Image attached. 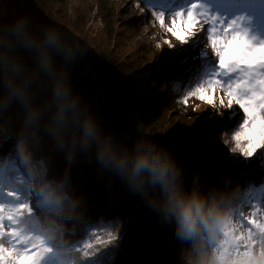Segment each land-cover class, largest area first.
<instances>
[{"label": "trees", "instance_id": "obj_1", "mask_svg": "<svg viewBox=\"0 0 264 264\" xmlns=\"http://www.w3.org/2000/svg\"><path fill=\"white\" fill-rule=\"evenodd\" d=\"M2 1L4 11L0 15V97L4 89V57L6 56L9 73H16L18 78L23 79L32 104L39 109V116L30 118L28 108L21 102L25 113L23 115L18 113L20 111L16 105L18 101L12 103L14 107L10 106V111L17 112L11 115L7 127H4L8 134L5 136L7 143L0 152V185L5 191L18 194L13 199H6L10 206L28 205L18 213V229L32 240L42 241L50 250L46 253L44 264H89L85 253L91 255L92 252L84 248V243L89 240L93 244L97 243L93 235L94 231L99 233L101 240H107L110 232L118 237L114 245H109L114 251L106 258V264H155V262L233 264L237 261L240 257L235 251L231 252V259L221 258L225 240L224 230L233 229L235 225L240 224V212L245 217L254 211L257 216L264 215V191H262L264 190V150L252 162L244 165L239 161L227 159V150L234 147L235 142L232 140L231 128L223 129L221 125L217 128V135L222 157L212 163L206 164L204 161L202 164L203 159H195L197 156L193 158L187 156L186 162L182 161L180 148L169 147L167 142H160L167 146L175 157L181 172L185 196H195L203 199L208 206L215 205L231 213V215H221L220 212H216L217 220L211 225V232L201 229L191 235L180 234L175 214H156L157 207L146 199L141 191L132 188L113 168L105 166L98 158L99 145L104 140L110 139L114 146L121 149L132 148L137 141L147 143L154 129L153 124L160 116V111H155L157 102L161 100L162 107L171 104L181 109L183 95L203 80V72L217 68L211 52L202 47L199 58L186 60L189 51L187 48H182L163 56L161 66L150 67L154 69L152 73L156 85L162 84L163 89L166 86L168 90L163 96L161 91L151 87L150 89H144L143 86L113 87L108 83L107 76L102 70L104 67L102 63L88 60H93L94 57L83 41L72 39L68 42H59V48L46 46L48 32L45 31L47 26L45 19L48 18L53 4L57 2L61 4L62 0H32L33 2L29 4H23L20 0ZM130 1V7L148 9L151 16L147 15V18H151L153 24H159L151 9L163 10L170 14L187 0ZM241 1L204 0L216 11L238 6ZM243 1L246 5H251L250 12L253 13V18L263 22L264 0ZM32 3L35 5L40 3L44 8L40 11L33 7ZM105 10L107 11L104 20L109 26L110 8ZM21 14L24 15L27 31L35 37L37 46L16 45L14 50L6 52L7 46L11 43L8 40V28ZM166 23L170 24V20ZM48 28L47 30L50 31ZM45 50L52 56V68L48 70L40 64V53ZM78 60H82L88 70L79 68ZM117 67L110 64L104 68L107 69L109 76H114L116 72L124 77L128 74V72H119L123 68L117 70ZM117 81H120V78H117ZM58 89L59 95H57ZM53 101L56 102L55 105ZM95 104L96 115L92 113V105ZM2 107L5 109V106ZM2 107L0 111L6 112ZM217 110V113H226L225 117L228 116V111L220 108L219 104ZM241 116L242 110H238L236 116L232 117L233 122L240 120ZM89 121L95 124L99 131L98 136H81V132L85 134V129L76 128L77 123L82 124L83 127V124ZM160 131H152V133ZM74 134L78 138H85L86 147L96 152L93 157L87 154L93 160L89 161L94 164L93 166L82 169L78 161L71 158L72 155L68 153L69 149L74 148L71 144L74 138L63 136ZM62 138L69 139L67 144H71L68 145L71 148L60 150L54 147L55 142L65 144ZM92 138L98 140L97 146ZM222 139L228 140L227 147L222 143ZM257 139L258 142H264V138L257 137ZM87 155L80 157L87 160ZM22 162L24 166L21 165ZM89 162L83 166L89 165ZM251 167L252 169L248 170ZM187 172L189 176L193 174L191 179L188 178ZM226 178L227 180H224ZM51 179H57L66 189L63 207L46 203L43 199L41 189L48 185ZM73 179H78L80 184L73 185ZM212 182L215 184L213 187ZM35 190L40 192V205L37 209L32 207L30 200ZM87 202H90L93 208L90 210L85 208L84 217H78L83 213L81 208ZM147 211H150V215L153 213V216H147ZM138 215L143 216L136 221V225L138 222L143 223L142 229L147 230L149 254L146 255L144 249L141 250L135 245L137 234L131 232ZM40 217L52 224L49 231V226L46 229L49 234L57 229L64 232L62 246L59 249L54 250L52 239L42 232ZM130 227L133 229L129 230ZM217 227L221 231H217ZM154 231H161L160 235L156 236L153 234ZM240 231L241 229L235 228L233 234L238 235ZM161 235L169 238H166L167 244L160 240ZM128 240L132 243L130 246L126 245ZM189 240L196 246L190 251L183 250L182 258H178L176 253H181L183 246L189 245L186 243ZM122 243L125 244L120 246ZM164 244L166 248L175 250L173 258L176 259L165 257L164 251L159 249L164 247ZM244 251L245 249H240L241 253ZM252 251L259 257L261 252L259 246L254 247Z\"/></svg>", "mask_w": 264, "mask_h": 264}, {"label": "rangeland", "instance_id": "obj_2", "mask_svg": "<svg viewBox=\"0 0 264 264\" xmlns=\"http://www.w3.org/2000/svg\"><path fill=\"white\" fill-rule=\"evenodd\" d=\"M23 4H29L33 2L32 0H20ZM61 4L54 3L52 9L49 11V16L46 21L45 31L49 32L47 28H50V31L56 33L58 36L59 42H68L73 40H81L84 44L88 45L89 53L92 54V59H88L90 61H95V63H99L105 67L106 65L112 64V66H118L117 70L120 69L119 72H128V74L124 77L122 74L117 73L114 76H109L107 73V69L102 67L103 72L107 76L108 83L113 87H129L135 86H143L144 89L156 88L158 91H161L162 96L167 94L168 92L163 89L162 84L160 86L156 85V79L152 71L154 69L150 67H158L161 66V59L163 56L170 54L172 51H177L182 49L179 46V41H177L170 33H167L164 28L160 27L159 24L152 23L151 13L146 8H138V7H130V0H62ZM191 0H187L180 7H186ZM33 4V3H32ZM48 4H50L48 2ZM207 4V3H206ZM33 4V7L38 8L40 11L44 8V6L39 4ZM51 5V4H50ZM208 5V4H207ZM238 6L229 7L222 9L221 11H216L210 5V10L216 13H219L222 16H227L229 19L234 17H244L243 25L250 30V34L257 38V40H264V21L258 22L255 18H253V13H251V5H246V3L242 0L237 4ZM32 7V8H33ZM179 7V8H180ZM110 8V16L108 18L109 26L106 24L104 20V15H106L105 9L109 10ZM49 9V7H48ZM4 11L3 1L0 0V15ZM31 11V9H29ZM147 15L149 16L147 18ZM47 17V15H46ZM167 20H170L166 18ZM48 22V24H47ZM263 25L262 27H259ZM199 27V26H198ZM48 28V29H49ZM263 28V29H260ZM68 38V40H66ZM165 40H171L173 44L177 45L176 49H170L167 44H165ZM72 43V42H71ZM159 45V47H157ZM80 47V46H79ZM203 46H201L202 48ZM184 48H187L185 46ZM210 52V50L206 49ZM201 56V54H197L194 59H197ZM206 57V56H204ZM1 58V57H0ZM186 60H189V55ZM192 59V60H194ZM1 60V59H0ZM79 68H85V64L82 60H78L77 63ZM88 70V68H85ZM116 70V69H115ZM217 71V68L207 69L203 72V79L207 76L213 75ZM103 72L100 73L103 75ZM117 78H120V81H117ZM226 78H231L230 75L226 76ZM102 79V77H101ZM107 83V82H106ZM107 83V84H108ZM140 87V88H141ZM163 89V90H162ZM224 95L217 90L216 99L219 100L220 96ZM3 95L0 97V101H2ZM225 102H227L228 97L224 95ZM51 100V99H49ZM55 105L56 102L53 101ZM52 104V106H53ZM97 104V103H96ZM95 105H92V113L96 115ZM161 100L157 102L155 106V111H160V116L155 120L154 129L152 131L161 130L160 132L152 133L149 141L156 140L157 142H167V146L173 147L176 146L181 149V155L183 156V160L186 162V157L194 156L196 158H201L202 164L212 163L217 159L221 158V144L217 135V128L220 127V123L216 121V117L219 114L217 113L218 103L216 108H210L206 103L196 99L190 98L187 106L184 104L182 108H177L174 105L167 104L162 107ZM4 105H0V108ZM10 106L14 107L11 103L10 105H6L5 109L2 107L3 111H0V126L3 129L0 130V137L8 134V131L4 128L7 127L9 123V119L11 115H14L17 111H10ZM197 106H199V110L193 111ZM235 109H238V106H233ZM207 110V113H206ZM216 111V112H215ZM20 115L25 114L23 110L20 108L18 112ZM17 113V114H18ZM76 113V112H75ZM226 113H220L219 116L223 117ZM29 116V115H28ZM6 122V123H5ZM83 122V121H82ZM81 122V123H82ZM96 122V121H94ZM85 125L77 123L76 128L85 129ZM104 129V128H103ZM4 134V135H2ZM81 136H86L84 132L80 133ZM161 134V136H160ZM69 137L73 139L71 144L74 148L69 149L68 153L75 161H78L80 167L82 169L87 168L88 166H93L94 164L89 162L93 161L88 155L91 157L95 156V151L93 149L87 148L84 141L85 138H78L77 135H69L63 136ZM100 138V137H99ZM80 141H79V140ZM95 141L96 146L98 145L95 138H92ZM101 139V138H100ZM65 144H60L55 142L54 147L59 148L60 150H65V148H71L67 144L69 142L68 138H62ZM67 140V141H66ZM92 141V142H93ZM147 141V142H149ZM143 143H146L145 141ZM93 144V143H92ZM88 154V155H87ZM87 155V160H83L80 156ZM185 157V158H184ZM91 159V160H90ZM220 160V159H219ZM89 162V165L83 166ZM24 166V163L21 164ZM204 165H201V167ZM252 169L249 168L248 170ZM254 169V167H253ZM78 180V179H77ZM73 179V185L80 184L79 181ZM224 180H227L224 179ZM225 184V183H224ZM48 185L56 188L57 191L66 193V189L64 185L58 181L57 179H51L48 182ZM206 186L208 183L205 184ZM212 187L215 185L214 182L211 183ZM224 186V185H223ZM39 195L40 192L33 191L31 195V203L32 207L39 206ZM222 195V194H221ZM2 197V194H0ZM0 205H9L8 201L5 199L4 201H0ZM90 205V202L84 204L81 208V211H86L85 208ZM91 209V208H90ZM89 209V210H90ZM3 209L0 208V211ZM87 210V211H89ZM156 214H161L162 212L157 209ZM147 216H153V213L150 215V211H147ZM15 217L14 223L9 224V227L19 228V221ZM143 215H138L135 218V227L131 232L137 234L135 245L141 249L145 250V255L149 254L147 248L149 247L147 237V230L142 229V224L139 222L136 225V221L140 219ZM145 216V215H144ZM146 216V217H147ZM42 223V231L44 234H47L48 238L52 239V245L54 250L59 249L62 246V240L64 232L61 229H57L55 231H51L50 234L48 231L50 230V222H46L44 218H40ZM6 223V227H7ZM49 226L48 231L45 230ZM124 230V229H123ZM161 232V231H160ZM159 231H154L153 234L156 236L160 235ZM125 234V233H124ZM142 234V236H141ZM168 238V237H166ZM163 235H161L160 240L167 244L168 240H166ZM169 239V238H168ZM159 240V239H158ZM192 240V239H191ZM191 240L186 243L189 245H184L181 253H176L175 250L171 248L164 247L159 248L161 251H164L165 257L167 256L170 259L173 258L174 253L178 254V258H182V252L184 250H192L195 247V243ZM129 241V240H128ZM6 246H11V244L5 239L4 241ZM138 243V245H137ZM125 243L120 244L123 246ZM130 241L126 243V245L130 246ZM134 245V244H133ZM143 254V253H142ZM172 255V256H171ZM143 257V255H141ZM147 257V256H146ZM171 261V260H170ZM155 264H164L157 263Z\"/></svg>", "mask_w": 264, "mask_h": 264}, {"label": "snow or ice", "instance_id": "obj_3", "mask_svg": "<svg viewBox=\"0 0 264 264\" xmlns=\"http://www.w3.org/2000/svg\"><path fill=\"white\" fill-rule=\"evenodd\" d=\"M151 11L160 27L179 41L181 48L187 46L189 60L197 56L201 46L210 50L217 71L189 89L182 102L187 106L190 98H196L210 108L215 109L218 103L220 108L228 111L227 117L218 114L215 118L223 129L231 128L235 142L234 147L228 148L226 158L239 161L241 165L252 162L264 150V142L257 139L264 138V40L258 41L250 34L243 25L244 17L229 19L211 11L204 0H191L186 7L177 8L170 14L158 9ZM166 18L170 19V24L166 23ZM165 44L170 49L177 48L171 40H165ZM228 75L231 78H226ZM218 89L228 97L227 102L224 95L217 101ZM234 105L238 109H234ZM197 110L199 106L193 109L194 112ZM238 110H242V116L233 122L232 117ZM222 143L227 147L228 140L222 139ZM187 175L191 179L193 174L189 176L187 172ZM0 194V201L18 195L5 191L2 186ZM26 207L25 204L0 205L3 209L0 211V264H44L46 253L50 251L42 241H34L19 229L9 227ZM239 217L240 224L224 230L222 260L231 259V252L235 251L240 258L233 264H264V215L257 216L254 211L245 217L240 212ZM235 228L241 229L238 235L233 234ZM93 235L96 244L90 240L84 243V248L92 252L91 255L85 253L89 264H106V258L114 251L109 245H114L118 237L111 232L107 240H101L97 231ZM5 239L10 247L5 245ZM256 246L261 249L259 257L252 251ZM241 248L245 249L243 253Z\"/></svg>", "mask_w": 264, "mask_h": 264}, {"label": "clouds", "instance_id": "obj_4", "mask_svg": "<svg viewBox=\"0 0 264 264\" xmlns=\"http://www.w3.org/2000/svg\"><path fill=\"white\" fill-rule=\"evenodd\" d=\"M6 52L15 49L16 45L28 47L37 46L35 37L27 31V21L23 14L11 22L8 28ZM45 44L48 47H60L56 33L49 31L46 34ZM4 89L0 105H10L14 101L21 102L28 108L30 118H38L39 109L32 104L31 96L23 79L16 73H9L7 57H4ZM40 64L48 70L52 68V56L48 51L40 53ZM59 89L57 95H59ZM88 137L98 136L99 131L95 124L89 121L85 126ZM98 158L105 166L113 168L121 178L137 191H141L146 199L165 214L177 216L178 231L182 235H191L204 229L211 232V225L216 223V212L221 215L231 213L219 209L215 205L208 206L203 199L195 196H185L182 189L181 172L175 157L167 146L156 140L147 143L137 141L132 148L121 149L114 146L109 140L99 145ZM43 199L46 203H54L63 207L66 193L57 191L51 185L42 187ZM211 217V219H209ZM217 231H221L217 227Z\"/></svg>", "mask_w": 264, "mask_h": 264}, {"label": "bare ground", "instance_id": "obj_5", "mask_svg": "<svg viewBox=\"0 0 264 264\" xmlns=\"http://www.w3.org/2000/svg\"><path fill=\"white\" fill-rule=\"evenodd\" d=\"M17 103H18V104H16L17 107H18L17 109H18V110H19L20 108L22 109V107H21V103H20L19 101H18ZM1 129H3V127L0 126V130H1ZM22 163H23V162H22ZM22 163H21V164H22ZM110 193H113V192H110ZM90 208H93V206L90 205V206L86 207V209H90ZM84 214H85L84 212H83V213H80V214L78 215V217L83 218V217H84Z\"/></svg>", "mask_w": 264, "mask_h": 264}]
</instances>
